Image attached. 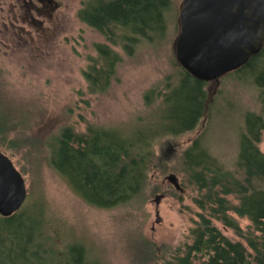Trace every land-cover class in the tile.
<instances>
[{
	"label": "rangeland",
	"instance_id": "374dc122",
	"mask_svg": "<svg viewBox=\"0 0 264 264\" xmlns=\"http://www.w3.org/2000/svg\"><path fill=\"white\" fill-rule=\"evenodd\" d=\"M18 1L0 0V123L7 132L0 135V150L26 180L23 208L61 257L79 245L91 263H171L194 243L192 231L200 215H207L195 202L200 192L182 172L180 153L201 136L225 168L236 172L245 114L264 117L261 91L242 72L206 83L207 117L194 131L156 145L160 162L147 192L113 208L91 206L51 166L48 142L65 126L79 134L93 126L128 135L156 117L166 93L183 89L176 43L184 0H173L165 12L164 36L141 41L133 56L111 45L123 59L105 94L90 93L83 76L97 56L95 45L106 43L103 34L79 18L88 0H57L56 12L31 17L16 11ZM259 148L264 152V135ZM171 173L179 177L183 193L165 181ZM228 199L237 205L236 196ZM230 215L243 234L254 232L248 218ZM213 224L247 246L232 228L215 219Z\"/></svg>",
	"mask_w": 264,
	"mask_h": 264
},
{
	"label": "trees",
	"instance_id": "16d2710c",
	"mask_svg": "<svg viewBox=\"0 0 264 264\" xmlns=\"http://www.w3.org/2000/svg\"><path fill=\"white\" fill-rule=\"evenodd\" d=\"M172 1L86 2L79 18L106 38V43L95 45L97 56L90 59L83 72L90 93L105 94L117 80L123 58L111 45L133 56L141 41L164 36L165 12ZM240 72L252 78L261 91L264 107V47L244 66L225 76ZM183 74V89L171 96L166 93L156 117L130 134L93 126L88 127L86 134H79L65 126L48 142L49 163L87 204L113 208L141 198L149 189L151 172L160 162L156 145L163 138L194 131L207 117L206 83L184 69ZM6 133L0 123V135ZM263 135L264 117L246 113L236 172L225 168L201 136L180 153L182 172L200 192L195 202L207 215H200L192 231L194 243L169 264H264V152L259 148ZM229 196L237 197V205L231 203ZM230 213L248 218L254 232L243 234ZM213 219L232 228L247 246L223 235ZM53 244L26 209L10 217L0 216V264H97L89 261L79 245L70 246L61 257L53 251Z\"/></svg>",
	"mask_w": 264,
	"mask_h": 264
},
{
	"label": "water",
	"instance_id": "95a60500",
	"mask_svg": "<svg viewBox=\"0 0 264 264\" xmlns=\"http://www.w3.org/2000/svg\"><path fill=\"white\" fill-rule=\"evenodd\" d=\"M180 24L179 64L199 81H217L244 66L264 47V0H184ZM165 181L184 192L176 174L166 176ZM27 197L24 176L0 150V216L19 212ZM161 197L156 196L155 202Z\"/></svg>",
	"mask_w": 264,
	"mask_h": 264
},
{
	"label": "flooded vegetation",
	"instance_id": "af4514ba",
	"mask_svg": "<svg viewBox=\"0 0 264 264\" xmlns=\"http://www.w3.org/2000/svg\"><path fill=\"white\" fill-rule=\"evenodd\" d=\"M20 1V4H19ZM16 5V11L24 13L27 17L34 14L43 16L56 12L60 4L57 0H19Z\"/></svg>",
	"mask_w": 264,
	"mask_h": 264
}]
</instances>
